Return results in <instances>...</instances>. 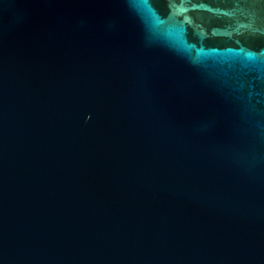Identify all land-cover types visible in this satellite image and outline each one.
I'll list each match as a JSON object with an SVG mask.
<instances>
[{"label": "water", "instance_id": "obj_1", "mask_svg": "<svg viewBox=\"0 0 264 264\" xmlns=\"http://www.w3.org/2000/svg\"><path fill=\"white\" fill-rule=\"evenodd\" d=\"M0 264H264V0H0Z\"/></svg>", "mask_w": 264, "mask_h": 264}]
</instances>
